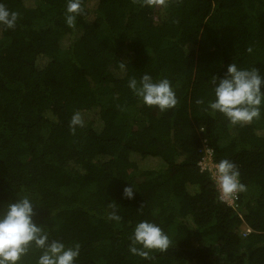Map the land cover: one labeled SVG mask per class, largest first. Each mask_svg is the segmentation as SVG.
<instances>
[{
    "label": "trees",
    "instance_id": "obj_1",
    "mask_svg": "<svg viewBox=\"0 0 264 264\" xmlns=\"http://www.w3.org/2000/svg\"><path fill=\"white\" fill-rule=\"evenodd\" d=\"M2 2L19 15L0 26V212L29 197L50 240L80 245L75 264H264V107L242 125L208 108L230 63L264 75V0H81L74 27L67 0ZM145 73L170 81L174 108L128 87ZM207 148L239 170L236 208L201 171ZM141 221L168 250L131 253ZM41 254L32 246L19 264Z\"/></svg>",
    "mask_w": 264,
    "mask_h": 264
},
{
    "label": "clouds",
    "instance_id": "obj_2",
    "mask_svg": "<svg viewBox=\"0 0 264 264\" xmlns=\"http://www.w3.org/2000/svg\"><path fill=\"white\" fill-rule=\"evenodd\" d=\"M157 2L164 4L165 0H145L148 6ZM82 12L81 0H67V25L74 27L76 17ZM18 15L0 0V26L14 28ZM211 83L214 99L208 102V108L213 113L223 114L233 125L248 124L260 117L264 107V75L257 68L244 69L233 62L227 66L222 77L212 76ZM128 87L145 105L156 106L161 112L174 108L178 103L175 90L167 78L154 81L151 75L145 73L139 81L130 79ZM69 126L73 132L77 127L84 126L80 112L72 115ZM205 170L210 173L222 201H228L236 194L246 191L234 162L222 159L214 166L203 165L201 171ZM123 194L126 198L133 199L134 187L126 186ZM36 207L29 197L20 196L19 199L8 202L6 209L0 212V264H19L22 256L32 246L42 250L37 264H75L80 255V245L68 247L59 240H50L45 228L34 219ZM110 207L113 211L109 213V219L119 221L121 217L117 209L113 205ZM169 247L170 239L159 225L151 221L136 224L131 237V253L148 259L152 250L163 252Z\"/></svg>",
    "mask_w": 264,
    "mask_h": 264
},
{
    "label": "built area",
    "instance_id": "obj_3",
    "mask_svg": "<svg viewBox=\"0 0 264 264\" xmlns=\"http://www.w3.org/2000/svg\"><path fill=\"white\" fill-rule=\"evenodd\" d=\"M205 142H206V140H205ZM205 155H204V157L202 158V160L200 161V163H199V166H200V168L203 166V165H208V166H214L215 165V162H214V160H213V150L212 149H209V148H207L206 150H205ZM207 170H205V171H203V172H206ZM208 172V171H207ZM210 174V173H209ZM211 177V176H210ZM216 189H217V187H216ZM217 191H218V189H217ZM239 194L240 193H238V194H236V196L234 197V198H232V199H230V200H228V201H222L220 198H219V192H218V199H219V201H221L222 203H225L226 205H228V206H230V207H232V208H236V206H237V201H238V199H239ZM248 233H250V230H248Z\"/></svg>",
    "mask_w": 264,
    "mask_h": 264
},
{
    "label": "rangeland",
    "instance_id": "obj_4",
    "mask_svg": "<svg viewBox=\"0 0 264 264\" xmlns=\"http://www.w3.org/2000/svg\"><path fill=\"white\" fill-rule=\"evenodd\" d=\"M26 3H27V5H31V0H26ZM160 6H161V4L160 3H155V9L156 10H158L159 8H160ZM241 231L242 232H245L246 231V227H243L242 229H241ZM171 232H172V235H175L176 234V229L175 228H172V230H171Z\"/></svg>",
    "mask_w": 264,
    "mask_h": 264
}]
</instances>
